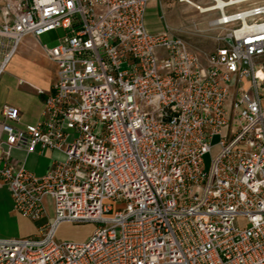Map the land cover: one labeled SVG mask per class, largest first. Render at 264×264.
Segmentation results:
<instances>
[{
    "label": "built area",
    "instance_id": "obj_1",
    "mask_svg": "<svg viewBox=\"0 0 264 264\" xmlns=\"http://www.w3.org/2000/svg\"><path fill=\"white\" fill-rule=\"evenodd\" d=\"M1 1L13 50L29 35H65L43 47L58 78L39 90L38 122L18 128L20 110L1 111L0 185L14 213L41 221L50 201L55 218L38 237H0V264H264V0H226L204 59L146 31L153 0ZM14 150L66 160L38 176ZM64 221L98 227L59 243Z\"/></svg>",
    "mask_w": 264,
    "mask_h": 264
},
{
    "label": "rangeland",
    "instance_id": "obj_2",
    "mask_svg": "<svg viewBox=\"0 0 264 264\" xmlns=\"http://www.w3.org/2000/svg\"><path fill=\"white\" fill-rule=\"evenodd\" d=\"M196 3L204 4V8L213 6L211 2L196 0ZM218 15V11L201 13L196 7L180 3L178 0H153L145 12V29L149 34L166 31L183 38L188 47L204 59L217 48L220 44L219 38L224 33L223 28L215 26L214 21ZM64 35L65 32L62 29L54 30L43 34L40 37V43L52 48L59 43V38ZM34 62L37 66L44 65L40 59H36ZM262 62L264 63V59ZM15 95L17 96V93ZM217 142L218 138H215L214 144ZM53 157L58 161L66 160V156L60 152H55ZM204 160L205 168L208 170L211 166V155H206ZM2 187L0 185V188ZM7 214L6 209L0 206V234L13 235L19 239L39 234L40 227L55 218L54 207L50 201L47 206V214L41 221H33L19 214L16 216L11 212L9 216ZM97 227L98 224L93 222L64 221L56 229L55 240L59 243H82L89 239Z\"/></svg>",
    "mask_w": 264,
    "mask_h": 264
},
{
    "label": "crops",
    "instance_id": "obj_3",
    "mask_svg": "<svg viewBox=\"0 0 264 264\" xmlns=\"http://www.w3.org/2000/svg\"><path fill=\"white\" fill-rule=\"evenodd\" d=\"M1 4L0 0V6ZM40 37L26 36L14 50L12 40L0 38V65L4 62L5 56L11 54L0 76V120H2V108L5 105H12L21 113V123L16 125L19 128L38 122L44 107V96L39 90L49 92L58 78L57 66L46 55L43 48L46 45L40 43ZM36 59L43 61L44 65L37 66L34 62ZM55 152L47 150L28 155L24 151L14 150L12 154L15 159L24 162L30 172L41 176L47 171ZM0 206L6 209L8 216L10 212L18 215L13 211L10 192L4 186L0 188ZM40 235L41 232L30 235L29 238ZM0 237L16 238L13 235L2 234Z\"/></svg>",
    "mask_w": 264,
    "mask_h": 264
},
{
    "label": "bare ground",
    "instance_id": "obj_4",
    "mask_svg": "<svg viewBox=\"0 0 264 264\" xmlns=\"http://www.w3.org/2000/svg\"><path fill=\"white\" fill-rule=\"evenodd\" d=\"M234 1V0H232ZM226 3V0H218L217 4H213L210 8H202L203 11L201 13H206L210 11H217L219 8H222L224 4Z\"/></svg>",
    "mask_w": 264,
    "mask_h": 264
}]
</instances>
